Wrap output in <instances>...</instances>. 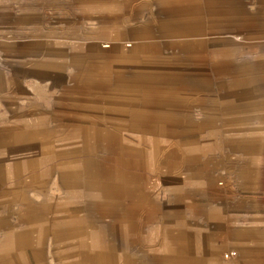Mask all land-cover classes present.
Returning <instances> with one entry per match:
<instances>
[{"label":"rangeland","instance_id":"1","mask_svg":"<svg viewBox=\"0 0 264 264\" xmlns=\"http://www.w3.org/2000/svg\"><path fill=\"white\" fill-rule=\"evenodd\" d=\"M36 1L46 110L61 97L62 114L16 134L31 145L13 151L0 205L36 207L39 242L67 219L89 262L186 239L248 129L218 121L219 104L264 97V64L246 55L264 37V0Z\"/></svg>","mask_w":264,"mask_h":264},{"label":"crops","instance_id":"2","mask_svg":"<svg viewBox=\"0 0 264 264\" xmlns=\"http://www.w3.org/2000/svg\"><path fill=\"white\" fill-rule=\"evenodd\" d=\"M38 4L36 0H0V193L6 198L15 187L8 183L15 172L13 165L21 160L13 151L31 145L17 143L16 134L26 133L32 126V130L40 125L57 126L60 122L46 116L62 114L61 97L60 112L46 110L43 69L37 63L44 47L37 32ZM249 41L255 42L246 55L264 64L263 35ZM50 46L47 43L46 48ZM230 101L229 108L219 104L217 120L246 124L248 129H244L240 145L234 144V165L217 169L220 187L210 190L202 210L190 211L186 239L171 238L170 248H153V255L149 249L124 251V261L115 264H264V97ZM34 117L39 120L29 123ZM16 118L20 120L15 122ZM36 212L32 205H0V264H104V254L100 253V261L89 262L85 251L70 245L73 224L67 219L46 221L47 234L39 242ZM232 250L237 254L224 256ZM111 252L117 257L118 252Z\"/></svg>","mask_w":264,"mask_h":264},{"label":"built area","instance_id":"3","mask_svg":"<svg viewBox=\"0 0 264 264\" xmlns=\"http://www.w3.org/2000/svg\"><path fill=\"white\" fill-rule=\"evenodd\" d=\"M236 254H237V251L232 250V251H229V252H225L224 256L225 257H229V256L236 255Z\"/></svg>","mask_w":264,"mask_h":264}]
</instances>
